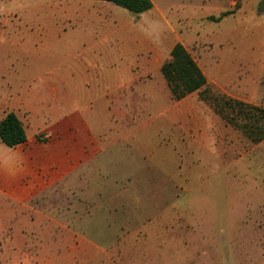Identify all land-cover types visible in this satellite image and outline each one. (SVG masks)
I'll list each match as a JSON object with an SVG mask.
<instances>
[{
	"label": "rangeland",
	"instance_id": "374dc122",
	"mask_svg": "<svg viewBox=\"0 0 264 264\" xmlns=\"http://www.w3.org/2000/svg\"><path fill=\"white\" fill-rule=\"evenodd\" d=\"M152 1L155 8L137 26L154 36L159 55L150 50L140 63L158 60L161 69L181 43L207 85L175 101L162 73L152 78L157 95L139 111L163 119L164 127L156 134L144 129L132 137L136 142L105 153L113 161L99 171L101 177L130 181L118 185L125 189L122 200L108 202L114 208L123 203L134 214L96 215V224L80 235L104 252L70 264H264V141L252 144L212 106L215 97H231L264 107L262 0ZM3 3L12 9L10 1ZM109 5L119 22L136 24L139 15ZM17 151L0 140L1 163ZM6 203L0 196V220Z\"/></svg>",
	"mask_w": 264,
	"mask_h": 264
},
{
	"label": "crops",
	"instance_id": "0c3cea01",
	"mask_svg": "<svg viewBox=\"0 0 264 264\" xmlns=\"http://www.w3.org/2000/svg\"><path fill=\"white\" fill-rule=\"evenodd\" d=\"M8 1L12 9L0 7V121L14 113L27 142L0 162L7 201L1 214L10 218L0 220V264L96 259L105 249L80 233L91 230L96 215L134 214L108 202L122 200L118 185L130 181L100 176L113 161L105 153L144 129L164 127L163 119L139 111L157 95L152 78L161 77L158 60H140L150 50L159 55L160 44L137 26L144 13L134 26L121 23L109 2Z\"/></svg>",
	"mask_w": 264,
	"mask_h": 264
},
{
	"label": "trees",
	"instance_id": "16d2710c",
	"mask_svg": "<svg viewBox=\"0 0 264 264\" xmlns=\"http://www.w3.org/2000/svg\"><path fill=\"white\" fill-rule=\"evenodd\" d=\"M99 1L112 3L135 15L148 12L154 7L152 0ZM258 10L264 12V0L260 2ZM161 73L175 101L201 91L207 85V78L201 67L181 43L172 48L169 60L161 67ZM212 106L227 125L240 131L252 144L264 141V107L231 97H215ZM0 140L10 148L27 142L23 123L14 113L6 114L0 121Z\"/></svg>",
	"mask_w": 264,
	"mask_h": 264
}]
</instances>
